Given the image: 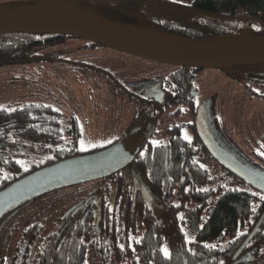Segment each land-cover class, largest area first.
<instances>
[{"label": "trees", "instance_id": "16d2710c", "mask_svg": "<svg viewBox=\"0 0 264 264\" xmlns=\"http://www.w3.org/2000/svg\"><path fill=\"white\" fill-rule=\"evenodd\" d=\"M152 1L117 0L102 4L87 0L90 8L77 3L108 20L174 35L204 38L241 33L243 20L258 25L249 29L250 35H264V0H192L194 12L188 17H183V7L177 3L168 12L171 16L148 10L144 13L143 4ZM245 8L250 15L239 14ZM201 12L217 18H206ZM48 36L52 35H0V65L26 62L28 49L45 44ZM178 69L169 76L180 74L181 84L191 77L190 73L199 71L191 67ZM232 69L253 70L264 76V64ZM232 75L239 79L242 73L236 71ZM204 115L203 112L197 120L205 128ZM59 119L50 107L0 108V190L40 168L81 154L73 134L60 128ZM65 133L73 136L70 144L64 142ZM172 141L152 146L144 154L138 148L130 176L114 173L96 180L88 175L82 181L52 188L6 210L0 216V264H141L143 260L146 264H212V257L205 252L232 253L256 222L263 219L264 194L221 164V181L213 184L210 167L204 163L218 162L208 147L181 137ZM37 153L46 156L42 162H22ZM134 177L160 196L167 205L164 211L144 203ZM41 197H46L45 203L29 215L33 223L24 227L25 210ZM179 202L183 205H174ZM162 215L170 219L171 234L199 239L198 245L188 250H196L198 256L192 257L184 249L170 261L165 258L164 236L168 233L161 222ZM170 250L176 253L178 249ZM223 257L220 259L227 260Z\"/></svg>", "mask_w": 264, "mask_h": 264}, {"label": "rangeland", "instance_id": "374dc122", "mask_svg": "<svg viewBox=\"0 0 264 264\" xmlns=\"http://www.w3.org/2000/svg\"><path fill=\"white\" fill-rule=\"evenodd\" d=\"M4 1L8 0H0V2ZM241 24L243 30L240 34L243 35L249 34L251 27L258 28L257 24H250L247 20H243ZM85 45L84 39L71 36L65 43L31 47L27 51L28 58L37 56L38 58L35 60L0 66V108L15 109L32 101H40L61 111L67 121L72 117L71 107L74 104L72 103L66 109L61 108L60 98H57L60 96V90L66 93L82 91L85 108L96 103V114L103 115V122L106 123L105 129L94 130V132L84 129L80 124L83 134L80 144L82 150L96 148L101 145L100 143H109L114 138H121L132 134L139 128H144L150 111L148 103L144 100L148 95L146 90L154 79L162 78L174 71V66L106 47L90 50ZM65 59L89 62L88 64L96 62L98 67L109 73L110 70H115L116 74L113 75V78L115 76L122 84L118 85L112 80L113 83L109 79L111 77L103 73V75H98L95 71L86 70L78 64L60 62ZM103 63L110 67L101 66ZM88 75L93 76L95 84L90 85V82L85 80ZM246 85H250L255 91H264L261 86L254 83L236 81L228 77L227 72L220 69L202 70L197 73L194 80L197 103L206 106L207 112L202 119L206 120L205 128L208 133L216 135L215 138L219 145L229 154L232 153L239 159L244 158L245 160L246 155L249 154V147L242 140L241 134L244 138L247 136V139L252 141L257 135L264 132V100L253 98L256 95L249 92L245 88ZM87 95L91 96L89 100L85 99ZM172 112L173 109L165 112L159 122L150 123L145 129L143 137L150 138L155 144H158L168 138V127L183 124L182 135L191 140L193 132L188 126V123L191 122L189 116L185 113L174 116ZM74 113L79 114V110L76 109ZM215 117L216 125L213 122ZM107 121L110 125H107ZM198 125L204 128L201 121ZM94 137L103 139V141H94ZM40 154H32L22 162L29 165L38 164L46 157ZM205 164L210 167L213 184L217 185L222 177L220 163L207 160ZM5 174L6 172L3 173V175ZM93 174L94 172L88 175L93 176ZM102 177L104 176L98 177V173L95 175L96 180H100ZM45 198H39L29 206V209L25 210L24 221L30 214H34L38 210L39 204L42 205ZM192 205L197 206L195 203ZM206 215L207 213L204 216L202 214L201 219H204ZM170 228H167L168 234H171Z\"/></svg>", "mask_w": 264, "mask_h": 264}, {"label": "water", "instance_id": "95a60500", "mask_svg": "<svg viewBox=\"0 0 264 264\" xmlns=\"http://www.w3.org/2000/svg\"><path fill=\"white\" fill-rule=\"evenodd\" d=\"M77 2V0L0 2V35L12 33L67 35L125 54L179 67L229 69L264 64V35L235 33L204 38L174 35L146 26L105 19L83 8ZM93 2L111 4L115 0ZM201 15L211 19L217 18L203 12ZM138 28L146 30L150 35L135 33L134 30ZM199 134L206 139L204 142L210 153L224 168L264 192V175L244 166L234 154L225 151L217 140L216 145L212 144V138L207 137L200 129ZM122 148L123 145H117L94 154L63 160L13 182L0 190V216L18 203L48 192L52 188L82 181L93 172L92 178L97 173L98 177H101L116 172L132 159L128 158L118 165V162L109 158L112 152L115 153L114 151ZM147 192L144 194L147 195ZM256 231L255 228L237 255Z\"/></svg>", "mask_w": 264, "mask_h": 264}, {"label": "flooded vegetation", "instance_id": "af4514ba", "mask_svg": "<svg viewBox=\"0 0 264 264\" xmlns=\"http://www.w3.org/2000/svg\"><path fill=\"white\" fill-rule=\"evenodd\" d=\"M78 1L81 4L85 5V7L90 8L89 4L87 3V0H78ZM116 1L117 0H115V2ZM191 1L192 0L190 1L153 0L150 4L149 3L143 4L144 5L143 12L146 13V11L148 10L150 13H155V15L157 14L161 16L162 14H164L165 16H171L170 13L168 12L171 10V6L173 7V4L175 5L177 3L181 7H183L181 10L184 13L183 17L185 16L188 17V16H191L192 12H194L192 11V8H191ZM159 10H162V12H159ZM50 35L52 36L47 37L49 39L46 40L45 44H38V45H48V44L55 45L58 43H65L66 40L71 38V37H66L67 35H59L60 37H58L57 35H53V34H50ZM85 42H86L85 47L90 50H98V48L103 47V46L91 43L87 40H85ZM38 45H34V46H38ZM29 58L28 57L26 58L27 59L26 62H29L32 59L35 60L38 57L30 56ZM60 62L78 64L86 70L95 71L98 75L105 74L108 77H111L109 79L111 81L113 80L118 85L122 84V82L120 83L119 79H117L115 76L113 78V75L116 74L115 70H110V73H109L106 70L102 69L101 67H98L96 62H90V64H88L89 62L83 63L79 61H73L70 59H65L63 61L60 60ZM16 63H21V62H16ZM257 65H262V64H257ZM101 66L105 68L110 67V66H107L106 63L101 64ZM178 67L179 66H174L175 70L169 73L168 75H165L162 78L157 77L156 79H154L153 83L147 88L146 93L148 95L146 99L144 100L148 103L149 105L148 107L150 111H149V116H148L149 118L146 120L144 128H139L136 131H134L132 134L125 135L124 137L114 138L109 143L108 142L104 144L100 143L101 144L100 146H97L96 148L89 149V150H82L80 148L82 135H83L80 129V124L83 126L84 129L88 131L91 130L92 132H94V130H103V128L105 129L106 123L105 121L103 122V115L96 114V103H93L92 105L90 104L88 105L87 108H85V101H84V97L82 96L83 94L82 91H80L79 93L78 92L66 93L65 91L61 92L60 90V96L57 97V98H60V107L63 109H66L72 103L74 104L71 107L72 112H73L72 117L69 118L67 121L65 120L64 115L61 111H58L53 106L46 104L44 102L32 101L31 103H26L24 105H38L43 108L50 107L54 112H56L60 116V119H59L60 128L61 129L63 128L66 131H70V133H72L74 136L73 137L71 134L65 133L63 135V138H64V142L70 144L72 141L70 139L73 137L74 142L78 146V150L81 152V154H78L77 157L94 154V153L103 151L113 146L123 145L122 149H118L117 151H114L115 153L112 152L109 158L112 161L118 162V165L122 164L128 158H132L131 162L127 164L126 166H124L123 168L114 172L116 174L114 173H111V174H114L116 176H118L119 174L130 176L131 171H132L131 163L136 157L135 155L137 154L136 152L138 148H141L139 151L142 154H144L146 149H149L152 146L158 147V146H164V145L173 143L172 140H174L176 137H181L183 138V140L193 142V144L195 145L203 144L206 146L204 142V140L206 139H203L202 136L199 134V129L202 130L207 137L212 138L211 139L212 144L216 145V138H215L216 135L214 136L213 134H209L206 128H202L199 125H197V123L199 122V120H197V117L202 116L203 112L206 113L207 110H206L205 105L197 103V99H196L197 90L195 89V86H194V80L197 77V73L205 69L196 68L199 71H194L190 73L191 77L184 80L182 82L183 84H181L179 81L180 74L175 75L173 77L169 76L170 74L178 71L179 70ZM238 67H248V66H238ZM232 68L220 69V70H224L225 73L227 72V76L233 78L236 81L254 83L255 85H259L264 89V76L260 74L257 75V73H262V72H257L253 70H250V72H246V70H236ZM236 71H240L242 73L241 78L238 79L232 75ZM85 80L87 82H90V85L95 84L93 76L88 75L87 78H85ZM245 88L249 92H252L253 94L256 95L253 98L264 100V91L263 92L255 91L254 89L251 88L250 85L248 86L246 85ZM90 98L91 96L87 95L85 99L89 100ZM18 107H21V106H18ZM76 109L79 110V114L74 113ZM172 109H173L172 115L177 116L178 114L185 113V115L189 116V118L191 119V122L188 123V126L192 129V132H193V138L191 140L187 139L184 135H182L183 124L168 127L167 128L168 138L158 144H155L150 138L143 137L145 129L150 123L159 122L160 119L163 117V115H165V112L167 111L169 112ZM10 110H13V109H10ZM213 122L216 125V117L213 118ZM107 125H110L108 121H107ZM241 138L247 144V147H249V154L246 155L245 157L246 160L244 158L239 159L238 157L236 156L235 157L238 160H240L244 164V166L248 167L249 169H252L256 173L263 176L264 175V132L257 135V137L254 140L252 139V141H249L247 139V136L244 138L242 134H241ZM93 139H95L94 141H103V139L100 140L95 137ZM108 170H110V168ZM113 178H115V176L110 178V180L112 181ZM134 179H135L134 184L136 185L137 192L141 193L142 199L145 204H147L148 206H151L153 209L156 208L157 210L161 209L164 211L167 208L166 203L160 198V196L157 193H155L152 189L148 188V186H146L144 183L140 182L137 179V177H134ZM251 187L264 194L263 191L253 186ZM146 192H147V195H145ZM261 200H264V197L261 198ZM174 205L180 206L183 204L179 202ZM262 215L264 219V213ZM160 219H161V216H160ZM263 219L260 218L256 222L255 227L242 240L241 244L232 253H230L229 251H220V250H218L217 252L214 251L210 254L205 252L206 255H210V257H212V260H211L212 264H264V240H263L264 239V223H263ZM161 222L165 224L167 228L172 227V225L170 224V219L169 217H167V215H162ZM32 223H33V218L31 220L27 219L26 221H24V227ZM255 228L257 229L256 234L245 245L244 249L237 255L238 250L241 248L242 244L246 241V239L249 237V235L253 232ZM164 238H165L164 247L168 253L165 258H168L169 261L171 260L172 256H174L175 254H179V252H181L180 250H184V249H186V251L189 252L190 253L189 255L192 257L199 255V253L196 250L188 251L189 249L196 247L199 243L198 242L199 239L195 240L194 236L191 237L188 235H181V234H167L166 236H164ZM254 240L255 242H252ZM171 248H176L178 250L176 253H173L170 250ZM223 256H225L228 261L221 260L220 258ZM141 264H146L145 260H143Z\"/></svg>", "mask_w": 264, "mask_h": 264}, {"label": "bare ground", "instance_id": "6f19581e", "mask_svg": "<svg viewBox=\"0 0 264 264\" xmlns=\"http://www.w3.org/2000/svg\"><path fill=\"white\" fill-rule=\"evenodd\" d=\"M134 32L135 33H138V34H141V35H150V33L149 32H147L146 30H144V29H136V30H134Z\"/></svg>", "mask_w": 264, "mask_h": 264}, {"label": "built area", "instance_id": "2783aa9c", "mask_svg": "<svg viewBox=\"0 0 264 264\" xmlns=\"http://www.w3.org/2000/svg\"><path fill=\"white\" fill-rule=\"evenodd\" d=\"M239 14L250 15L251 12H250V10L248 8H245L244 10L239 11Z\"/></svg>", "mask_w": 264, "mask_h": 264}, {"label": "snow or ice", "instance_id": "6c2138e0", "mask_svg": "<svg viewBox=\"0 0 264 264\" xmlns=\"http://www.w3.org/2000/svg\"><path fill=\"white\" fill-rule=\"evenodd\" d=\"M186 138H187V137H186ZM164 251H165V255H167V254H168V253H167V250L165 249Z\"/></svg>", "mask_w": 264, "mask_h": 264}]
</instances>
